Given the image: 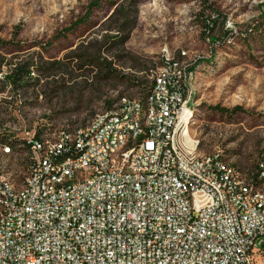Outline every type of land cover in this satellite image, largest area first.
Returning a JSON list of instances; mask_svg holds the SVG:
<instances>
[{"label": "rangeland", "instance_id": "rangeland-1", "mask_svg": "<svg viewBox=\"0 0 264 264\" xmlns=\"http://www.w3.org/2000/svg\"><path fill=\"white\" fill-rule=\"evenodd\" d=\"M92 1L0 0L1 180L26 177V132L75 129L145 97L167 56L192 72L198 155L246 179L264 169V0H101L89 12ZM15 67L30 72L23 86L8 79Z\"/></svg>", "mask_w": 264, "mask_h": 264}, {"label": "built area", "instance_id": "built-area-1", "mask_svg": "<svg viewBox=\"0 0 264 264\" xmlns=\"http://www.w3.org/2000/svg\"><path fill=\"white\" fill-rule=\"evenodd\" d=\"M174 61L165 58L157 70L148 91L152 102L138 101L120 121L110 109L112 124L105 129L26 132L35 148L50 151L49 160L60 159L50 185H65L66 194L37 196L47 161L36 156L29 161L35 172L23 179L33 181L36 195L18 197V183L16 196H8L1 183L0 264H264V177H257L262 195H254L253 175L251 187H240L238 169L216 179L217 154L209 162L194 159L198 147L179 135L188 103H182L181 76L168 75ZM123 142H132L130 165L107 154V147ZM75 166L82 173L67 178ZM94 166H101V176L83 179ZM110 167H117L116 178L105 176ZM174 167H182V177H174ZM128 168L136 176H128ZM71 180H80V187L69 189ZM216 184L227 185L231 206L222 205Z\"/></svg>", "mask_w": 264, "mask_h": 264}, {"label": "bare ground", "instance_id": "bare-ground-1", "mask_svg": "<svg viewBox=\"0 0 264 264\" xmlns=\"http://www.w3.org/2000/svg\"><path fill=\"white\" fill-rule=\"evenodd\" d=\"M180 54L182 59L186 57V52H182ZM170 57L171 56H167L166 58ZM190 73H188V65H186V62L175 60L174 63H172V67H168V75L181 76V88H183L182 103H188L190 101V80H192V75ZM153 80H156V73ZM138 101H142V104H149L153 101V93H147L145 97H136L133 99H128L127 96L121 97L111 107V111L114 112L113 121L122 120L125 111L135 112L138 106ZM108 115H110V109L100 115H97L86 125L75 128L74 131H95L97 127L98 129H105V124H112V116ZM192 116V110L188 107L187 111L184 112V115L181 118L179 135L181 136L182 141L194 142L195 146L198 147V142L191 138L189 131ZM24 141L26 142V146H28L30 160H33L36 156L38 162L47 161V168H45L42 174V187H37V196H43V200H50L59 195L66 194L65 185H50L51 178L58 174L60 159L49 160L50 151H44V146H37L35 148L34 145L30 143V140ZM7 149L10 150L9 148ZM128 150H132V142H123L121 144H115L112 147H107V154L122 156V165H130L132 163V155H127ZM53 151H61V144H53ZM194 159H200V162H209V155L200 157L197 152H194ZM28 163V172H35V162ZM215 164L218 167L216 168V179H223L224 175L226 177H233V169H231V167L234 169L236 168L224 161L220 155L215 156ZM77 173H82V166H75V170L67 171V178H77ZM100 176L101 166H94L93 168L83 171V179H96ZM105 176H109V178H116L117 167L105 169ZM128 176H136V169L128 168ZM174 177H182V167H174ZM259 177H264V170L260 172ZM1 183L5 184V193H7L8 196H16V188L18 187L16 182L13 180L2 179L0 181V189ZM251 186L252 182L248 181L245 177L240 179V187ZM79 187L80 180L69 181V189H77ZM28 192L29 195H36V188H33V181L23 180L22 183L19 184L18 197H25ZM215 192L222 195L223 206H231V197L227 194L226 184H216ZM262 192L263 185L261 187L254 185V195H262ZM187 202H194V195H187ZM2 206H4V197L0 191V209H2ZM2 228L3 221H0V229Z\"/></svg>", "mask_w": 264, "mask_h": 264}, {"label": "trees", "instance_id": "trees-1", "mask_svg": "<svg viewBox=\"0 0 264 264\" xmlns=\"http://www.w3.org/2000/svg\"><path fill=\"white\" fill-rule=\"evenodd\" d=\"M100 2H101V0H93L92 2H91V4L89 5V7H88V11L89 12H91V11H93L94 9H96V8H98L99 6H100ZM126 39H127V37H126ZM1 42V41H0ZM30 72H29V70L28 69H26V67H20V68H17V67H15V69L12 71V73H11V75H9L8 76V79L15 85V86H23V83H24V81H26V80H28L27 79V74H29ZM114 103H108V107L106 108V110L105 111H107V110H109V109H111V107H112V105H113ZM96 116V115H95ZM94 116V117H95ZM93 117V118H94ZM92 118V119H93ZM85 125V124H84ZM81 126H83V125H81ZM42 132V134H45L46 132L45 131H41ZM46 134H50V133H46ZM24 143H25V145H26V142L24 141ZM5 145H8V146H10V147H12L13 145H11L10 143H6ZM28 147V146H27ZM10 149V148H9ZM234 167V166H233ZM262 170H264V169H260V171H259V173L257 174V175H253V178H254V185L255 186H258V187H261L263 184H262V180L261 179H257V177H259L260 176V172L262 171ZM248 181H251L252 182V179L250 178V177H248ZM260 185V186H259Z\"/></svg>", "mask_w": 264, "mask_h": 264}]
</instances>
